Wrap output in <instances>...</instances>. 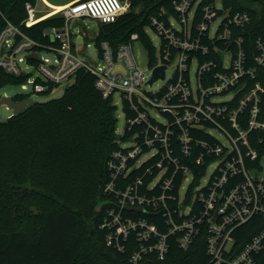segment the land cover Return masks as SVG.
I'll list each match as a JSON object with an SVG mask.
<instances>
[{
    "label": "built area",
    "instance_id": "1",
    "mask_svg": "<svg viewBox=\"0 0 264 264\" xmlns=\"http://www.w3.org/2000/svg\"><path fill=\"white\" fill-rule=\"evenodd\" d=\"M129 7L128 0H74L55 10L64 26L44 31L55 42L48 45L6 20L0 31V69L20 75L34 66L41 77L26 82L36 93L49 84L72 83L84 69L103 98L115 105L120 97L125 128L105 162L99 228L106 244L127 253L129 262L138 264L148 256L165 260L173 245L186 252L204 236L208 264H257L264 252V154L253 165L259 155L250 135L264 130L257 79L264 69V36L249 39L250 14L232 11L221 0H173L171 11L161 9L150 17L149 28L160 37L158 62L144 69L138 65L133 52V43L140 41L137 32L116 47L102 40L96 62L82 58L70 22L112 23ZM25 10L24 25L41 19L35 4L26 3ZM171 64L167 83L146 90L156 81L149 83L154 68L165 65L164 77L158 78L163 80ZM218 96L226 99L217 101ZM214 130L224 134L225 143ZM255 217L261 221L257 230L237 246L236 231Z\"/></svg>",
    "mask_w": 264,
    "mask_h": 264
},
{
    "label": "trees",
    "instance_id": "2",
    "mask_svg": "<svg viewBox=\"0 0 264 264\" xmlns=\"http://www.w3.org/2000/svg\"><path fill=\"white\" fill-rule=\"evenodd\" d=\"M172 1L130 0L127 12L112 23L99 25L95 45L108 40L116 47L137 32L152 52L145 28L150 17L161 9L171 11ZM221 1L232 11L250 14L251 23L246 28L249 39L264 36V0ZM36 2L0 0V31L8 20L37 42L55 44L44 31L64 26L60 14L30 26L23 24L25 4ZM140 5L143 8L135 12ZM29 75H12L0 69V89L24 84ZM257 79L262 86L260 108L264 119V69L258 71ZM58 85L49 84L40 93H49ZM24 98L28 96L14 95L16 101ZM115 113L111 99L103 98L96 89L94 76L80 69L60 97L33 101L20 113L0 120V264H132L127 253L106 244L105 231L99 228L103 206L100 212L96 208L85 210L91 203L96 201L98 206L106 198L102 187L108 178L106 159L116 146ZM250 143L259 155L252 163L258 165L264 154V130L253 131ZM8 201L10 207H5ZM260 222V217H255L238 228L236 245H242L255 233ZM208 262L205 239L200 236L186 252L173 245L165 260L148 256L138 264ZM257 264H264V252L259 254Z\"/></svg>",
    "mask_w": 264,
    "mask_h": 264
},
{
    "label": "rangeland",
    "instance_id": "3",
    "mask_svg": "<svg viewBox=\"0 0 264 264\" xmlns=\"http://www.w3.org/2000/svg\"><path fill=\"white\" fill-rule=\"evenodd\" d=\"M60 1H67V0H58ZM130 2V0H128ZM131 4V2H130ZM143 7L140 5L135 8V12H138ZM36 9L39 12L38 14H42L45 11V7H43L41 4H37L36 2ZM48 10V9H47ZM172 21L175 22V19L172 18ZM176 23V22H175ZM100 23L95 19H89V18H80L78 20H72L70 22V27L73 30L75 36H74V44L76 45L78 54L85 59L91 60L92 62H96L98 60V52L97 47L95 45V35L98 31ZM146 32L151 40V45L153 46L154 50L152 52H149L147 48L143 45L141 41H135L133 43V52L134 56L136 58V61L138 65L144 69L148 67V62H158L160 59V37L157 34V32L149 28L150 24L147 26ZM89 44V45H88ZM174 70V65L171 64L168 66L166 70V77L165 79L161 80L158 79L154 82L152 86H146V90L148 91H154L156 89L161 88L164 86L167 81L171 78ZM27 71L30 73L29 79L34 80L36 77H41L38 70L34 66H30ZM27 83V82H26ZM70 81H64L60 83L58 86L54 87L53 90H51L49 93H36L32 90V84L27 83L26 89H22L21 85H6L3 88L0 89V96L1 95H16V94H23L27 95L29 98H31L34 102H44L50 99L58 98L60 97L65 88L70 85ZM226 99L224 96H218L215 98L217 101H222ZM115 106H116V118H117V124H116V141L121 140V136L123 135L124 128H125V114L122 108V101L119 96L115 97ZM13 110L11 108H7L4 104L0 106V120H5L10 115H12ZM153 114H155V111H153ZM213 134L221 141L226 142V137L224 134H222L219 130H214ZM212 170V166H210L206 172V174L201 179V184H204L207 182L210 172ZM260 175H264V162H262V170L260 172ZM190 177V176H189ZM190 180L185 182L184 186H187L189 184ZM184 190V189H183ZM183 194V191H182ZM97 206V202L91 203L88 208L85 210H92L94 211ZM5 207H10V202L8 201L5 203ZM33 208V207H32ZM34 212H38L36 208L32 209ZM96 210V209H95ZM87 222H90V217H87Z\"/></svg>",
    "mask_w": 264,
    "mask_h": 264
},
{
    "label": "water",
    "instance_id": "4",
    "mask_svg": "<svg viewBox=\"0 0 264 264\" xmlns=\"http://www.w3.org/2000/svg\"><path fill=\"white\" fill-rule=\"evenodd\" d=\"M164 69L165 65H160L154 68L153 74L151 79L149 80V83H152L153 81L157 80L158 78L164 77ZM33 103V100L31 98H24L22 100L16 101L14 99V96L12 95H1L0 96V106L4 104L7 108H11L13 110V114L20 113L27 105H30ZM103 206V203H100L97 208L96 212H100L101 208ZM130 209V208H127ZM137 212H140L139 209L136 210Z\"/></svg>",
    "mask_w": 264,
    "mask_h": 264
},
{
    "label": "crops",
    "instance_id": "5",
    "mask_svg": "<svg viewBox=\"0 0 264 264\" xmlns=\"http://www.w3.org/2000/svg\"><path fill=\"white\" fill-rule=\"evenodd\" d=\"M72 1L74 0H67V1H60V2L58 0H37V4H41L43 7H45V11L42 14H39V16L41 19H43L45 17L53 15L55 14L54 13L55 10H58L59 7H62Z\"/></svg>",
    "mask_w": 264,
    "mask_h": 264
},
{
    "label": "bare ground",
    "instance_id": "6",
    "mask_svg": "<svg viewBox=\"0 0 264 264\" xmlns=\"http://www.w3.org/2000/svg\"><path fill=\"white\" fill-rule=\"evenodd\" d=\"M54 8H56V7H54ZM59 8H61V7H59ZM59 8H58V9H59Z\"/></svg>",
    "mask_w": 264,
    "mask_h": 264
}]
</instances>
